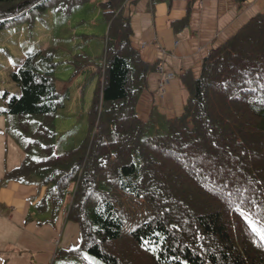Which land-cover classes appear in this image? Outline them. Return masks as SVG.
Here are the masks:
<instances>
[{
    "label": "trees",
    "instance_id": "1",
    "mask_svg": "<svg viewBox=\"0 0 264 264\" xmlns=\"http://www.w3.org/2000/svg\"><path fill=\"white\" fill-rule=\"evenodd\" d=\"M89 1L0 0V33ZM126 1L99 0L109 25L101 63L84 51L68 61L86 82L99 77L88 134L68 151L55 150L67 97L59 46L28 51L18 70L2 57L19 88L0 92L2 112L25 153L3 180L45 186L38 210L51 221L67 211L79 225V245L57 248L51 264H92L85 252L106 264H264V12L211 49L198 75L181 74L190 94L181 114L155 109L145 121L137 104L160 63L133 46Z\"/></svg>",
    "mask_w": 264,
    "mask_h": 264
},
{
    "label": "crops",
    "instance_id": "2",
    "mask_svg": "<svg viewBox=\"0 0 264 264\" xmlns=\"http://www.w3.org/2000/svg\"><path fill=\"white\" fill-rule=\"evenodd\" d=\"M262 12L264 0H127L122 13L129 19L133 46L148 62L167 61L165 70L175 76L168 82L162 97L158 90L159 69L150 73L137 104L140 117L147 121L155 109L168 119L181 114L188 96L181 74L185 71L200 73L202 62L211 49ZM185 18L187 24L181 26L179 23L176 27V23ZM10 66L12 70L19 68V65ZM8 68L9 65L6 70ZM0 171V222L6 223L16 214L14 225L27 234L14 241L15 250L11 249L10 242L0 241V250L5 254L0 256V264H10L8 256H17L22 261L25 255L29 259L26 264H51L56 244L60 242L58 233L53 236V224L56 232V226L67 224L66 213H59L56 221H51L50 209L41 212L37 208L45 196V186L5 181L6 171Z\"/></svg>",
    "mask_w": 264,
    "mask_h": 264
},
{
    "label": "rangeland",
    "instance_id": "3",
    "mask_svg": "<svg viewBox=\"0 0 264 264\" xmlns=\"http://www.w3.org/2000/svg\"><path fill=\"white\" fill-rule=\"evenodd\" d=\"M98 3L99 0H90L76 8L69 15L62 12L49 11L34 28L30 29L27 25H24L0 33V61L4 59L7 62L8 59L12 64L20 62L30 50L46 49L48 46L53 45L59 46L56 54V60L59 62L56 70L57 86L62 92H67V97L65 105L57 112V135L55 140L57 153H62L78 146L88 134V112L92 105L99 77L96 75L93 79L91 78L90 82H86L87 73L80 72L77 74L78 78L76 79L75 69L68 61L74 53L84 51V53L91 55L97 64L101 63V57L104 56L106 49L109 25L103 17ZM164 63L167 64V61ZM164 63L161 62L159 67L161 76L158 80L159 96H165L168 82L175 78L174 76L171 77L173 72L165 70ZM6 64L2 63L0 65V92L8 90L12 94H19V88L14 83L8 79L5 81L8 73L5 68ZM87 70L95 72L96 66L90 65ZM161 81L164 82V86H161ZM187 93L188 100L190 94L189 91ZM4 108L3 94H0V169L8 171L12 166L20 164L25 153L20 146L15 144L12 136L7 132L9 116L2 112ZM159 131H164V129H158ZM156 132V127H151L145 131L146 135H152ZM6 138H9V143H7ZM36 215H38L37 212ZM63 215H65L64 212ZM8 220L6 223L0 222V241L10 242L11 249L15 250L14 241L27 234L14 225L16 214L13 219ZM54 220L56 221V216ZM66 221L67 224L64 223L60 227L56 226L58 228L57 232L53 224V236L58 233L60 238V242L56 244V248L59 249L73 248L79 245V225L72 220L66 219ZM16 251H19V249ZM4 255V252L0 250V256ZM84 256L92 264H106L86 252ZM7 259H10V264H24L29 261L27 255L22 256V261H19L17 256H8Z\"/></svg>",
    "mask_w": 264,
    "mask_h": 264
},
{
    "label": "built area",
    "instance_id": "4",
    "mask_svg": "<svg viewBox=\"0 0 264 264\" xmlns=\"http://www.w3.org/2000/svg\"><path fill=\"white\" fill-rule=\"evenodd\" d=\"M173 76H174V75H172L171 77H173ZM171 77H170V78H171ZM170 78H169V79H170ZM161 86H164V82H163V81H161Z\"/></svg>",
    "mask_w": 264,
    "mask_h": 264
}]
</instances>
